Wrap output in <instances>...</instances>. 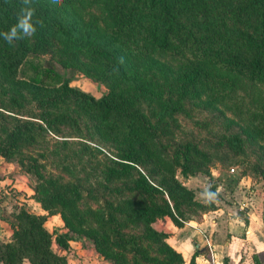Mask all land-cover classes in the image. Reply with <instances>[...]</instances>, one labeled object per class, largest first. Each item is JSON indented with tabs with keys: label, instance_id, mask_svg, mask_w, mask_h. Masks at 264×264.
Wrapping results in <instances>:
<instances>
[{
	"label": "trees",
	"instance_id": "16d2710c",
	"mask_svg": "<svg viewBox=\"0 0 264 264\" xmlns=\"http://www.w3.org/2000/svg\"><path fill=\"white\" fill-rule=\"evenodd\" d=\"M41 2L51 0H34L36 17L43 21L36 33L58 41L79 38L87 44V57L116 86H135L150 96L145 88H138V78L131 70L157 68L174 77L182 97L228 113L247 140L264 143V0H60L56 5L60 16L44 12ZM18 8L19 0H0V32L15 24ZM0 77L10 84L52 89L55 93L44 101L46 106L54 107L61 100L77 104L90 115L97 136L117 145H135L137 158L165 178V191L177 190L183 200H191V191L174 178L175 160L159 146L154 126L127 98L112 93L96 98L70 86L30 56L22 40L9 45L0 38ZM157 103L167 113L164 102ZM31 125V121L16 124L9 132L10 143ZM229 141L237 155L239 140ZM8 156L6 148L0 150V157L6 160ZM35 182L31 197L43 213L25 208L3 212L0 220L10 233L0 243V264H67L52 245L68 251L75 237L67 231L52 234L43 226L48 216L56 214L54 202L65 191L44 180ZM141 188L148 190L144 183ZM177 206L157 205L154 219L166 217L180 227L191 218L182 216ZM185 206L200 207V214L216 208L195 203ZM90 214L98 229L120 239L124 249L141 250L136 238L120 234L100 212ZM153 234L170 260L183 264L180 254L164 241L167 233L158 230ZM111 261L116 264L113 257Z\"/></svg>",
	"mask_w": 264,
	"mask_h": 264
},
{
	"label": "rangeland",
	"instance_id": "374dc122",
	"mask_svg": "<svg viewBox=\"0 0 264 264\" xmlns=\"http://www.w3.org/2000/svg\"><path fill=\"white\" fill-rule=\"evenodd\" d=\"M41 7L49 15H61V9L51 3L41 2ZM78 39L58 41L36 33L22 43L30 56L60 74L70 86L96 98L108 93L121 95L138 108L154 126L159 146L175 160L174 178L191 191V200H183L177 190L165 191V178L137 158L135 145H117L97 136L90 115L77 104L61 100L54 107L46 106L44 101L55 93L52 89L10 84L1 77L0 150L6 148V161L20 166L24 184L31 188L30 198L36 179L63 187L64 195L54 202L57 219L48 232L62 229L71 233L95 260L106 264H113L112 257L116 264H174L153 234L159 229V221L153 217L155 207L178 205V212L192 219L200 216L201 209L185 206L190 203L219 207L221 202L243 203L253 192L264 193V143L247 140L228 113L182 97L174 77L157 68L131 70L138 78V88H145L150 96L135 86H116L100 65L87 57V44ZM17 77L21 80L19 72ZM158 101L164 102L167 113ZM26 121L33 125L11 144L9 132ZM236 138L240 145L237 155L229 141ZM131 157L134 159L128 161ZM142 183L147 191L141 188ZM205 187L219 188L218 196L203 200L200 193ZM22 191L19 188L15 196ZM15 196L9 195L8 209L0 208V216L20 208L33 210V204ZM91 212H100L120 234L136 238L141 250L124 249L120 239L101 232ZM57 221L61 228L55 226ZM3 237L1 226L0 243L6 242Z\"/></svg>",
	"mask_w": 264,
	"mask_h": 264
},
{
	"label": "crops",
	"instance_id": "0c3cea01",
	"mask_svg": "<svg viewBox=\"0 0 264 264\" xmlns=\"http://www.w3.org/2000/svg\"><path fill=\"white\" fill-rule=\"evenodd\" d=\"M24 182L19 167L0 157V208L8 209L9 195L15 196L21 188L23 191L15 198L33 204L31 212L42 214L39 205L30 198L31 188ZM248 199L243 203L236 200L221 202V206L198 218L182 221L180 227L165 217L159 220L158 230L167 233L164 241L180 254L183 264H189L191 259L192 264H264V203L261 201L264 193L253 192ZM56 219V215L46 218L43 226L47 231ZM54 224L61 228L58 221ZM1 226L7 241L10 232L0 220ZM52 247L65 257L67 264H106L95 260L92 252L77 241H69L68 251L58 249L54 244Z\"/></svg>",
	"mask_w": 264,
	"mask_h": 264
},
{
	"label": "clouds",
	"instance_id": "9594fccd",
	"mask_svg": "<svg viewBox=\"0 0 264 264\" xmlns=\"http://www.w3.org/2000/svg\"><path fill=\"white\" fill-rule=\"evenodd\" d=\"M59 3L60 0H51L52 6ZM37 26L43 27V21L36 17L34 0H19L16 22L7 31L0 32V38L12 45L15 41L32 38L37 32ZM219 191V188L213 191L205 187L200 195L203 200L212 201L218 196Z\"/></svg>",
	"mask_w": 264,
	"mask_h": 264
},
{
	"label": "built area",
	"instance_id": "2783aa9c",
	"mask_svg": "<svg viewBox=\"0 0 264 264\" xmlns=\"http://www.w3.org/2000/svg\"><path fill=\"white\" fill-rule=\"evenodd\" d=\"M232 171H233V169L231 168V169H230V172H232Z\"/></svg>",
	"mask_w": 264,
	"mask_h": 264
}]
</instances>
